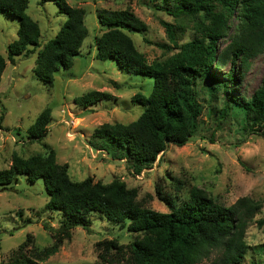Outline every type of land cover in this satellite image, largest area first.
Listing matches in <instances>:
<instances>
[{
    "label": "rangeland",
    "instance_id": "rangeland-1",
    "mask_svg": "<svg viewBox=\"0 0 264 264\" xmlns=\"http://www.w3.org/2000/svg\"><path fill=\"white\" fill-rule=\"evenodd\" d=\"M37 1L28 0L25 12L38 24V45L27 55L14 56L12 62L6 59L0 76V168L11 164L13 154L26 157L50 147L55 161L66 164L70 179H120L136 189L138 201L158 211L167 210L159 194L170 193L178 200L187 196L190 186L222 205L248 196L260 206L245 228L243 238L248 247L240 264H264V137L256 126L246 123L243 111L236 106L229 105L220 117V93L209 97L203 89L205 82L196 84L201 112L193 135L181 145L168 144L150 166L139 172H134L125 159L111 158L88 143L93 127L101 122L135 119L143 107L132 96L147 94L152 84L150 77L121 71L114 60L94 57L95 38L104 30L97 22L96 11L125 7L144 22V29L126 32L146 62L162 61L177 50L162 21L172 25L179 44L201 35L197 22L206 19L199 13L191 17L168 13L159 7L160 0H66L84 10L87 33L70 66L57 69L47 84L32 72L34 58L65 16L56 11L53 2ZM236 21L233 16L229 18L215 42L217 52L236 31ZM16 27L14 17L7 18L0 12V53L4 57L7 43L16 37ZM229 67L235 72L229 82L230 93L247 98L264 70V49L248 58L244 66L238 60L230 64L226 59L214 72L222 74ZM92 89L109 96H99L85 106L74 102V96ZM45 106L50 108L46 133L40 140H32L26 128ZM46 200L41 179L27 182L17 175L11 187L0 189V261L7 260L21 243L24 252L52 244L54 232L49 227H58L62 215L45 208ZM88 216V230L79 225L71 227L57 249L38 264L127 263L129 243L140 233L127 230L126 221L110 222L95 211ZM110 239L116 241L118 249L106 243ZM218 254L219 248H213L196 264H208Z\"/></svg>",
    "mask_w": 264,
    "mask_h": 264
},
{
    "label": "trees",
    "instance_id": "trees-1",
    "mask_svg": "<svg viewBox=\"0 0 264 264\" xmlns=\"http://www.w3.org/2000/svg\"><path fill=\"white\" fill-rule=\"evenodd\" d=\"M49 1L65 18L34 58L32 72L47 84L52 82L57 69L70 66L87 33L81 7L66 0ZM27 2L0 0V12L17 20L16 37L7 43L5 57L0 53V76L6 59L12 62L14 56L27 55L38 45L39 27L25 12ZM159 7L173 15L191 17L199 13L206 20L197 22L201 35L179 44L174 39L172 25L162 21L177 50L162 61L151 62H146L126 32L145 28L132 10L124 7L96 11L97 22L104 30L95 38L94 57L114 60L121 71L150 77L152 84L147 94L132 96L143 107L135 119L127 123L101 122L93 127L89 145L111 158L125 159L134 172L150 166L168 144L181 145L195 132L201 112L196 86L200 80L205 82L203 89L209 97L220 93V117L226 114L229 105L236 106L243 111L246 123L256 126L264 137V70L245 99L230 93L229 82L235 76L232 68L222 74L214 72L226 59L230 64L238 60L244 66L248 58L264 49V0H160ZM231 16L237 18L236 31L217 52L215 42ZM99 96L109 94L92 89L74 96L73 100L85 106ZM49 120L50 108L45 106L27 126L28 138L40 140ZM17 175L27 182L41 179L47 195L45 208L59 211L62 216L58 227H49L54 232L51 245L24 252L21 243L0 264H38L57 249L71 227L79 225L88 230V215L92 211L110 222L126 221L127 230L140 233L129 243V259L125 264H196L213 248H219V254L208 264H240L248 247L243 238L245 228L260 206L245 195L222 205L190 186L187 196L178 200L170 193H158L167 207L166 211H158L138 201L136 189L127 187L120 179L108 182L92 180L90 176L70 179L66 164L55 161L50 147L26 157L13 154L11 164L0 168V189L11 187ZM106 243L119 248L115 240Z\"/></svg>",
    "mask_w": 264,
    "mask_h": 264
}]
</instances>
